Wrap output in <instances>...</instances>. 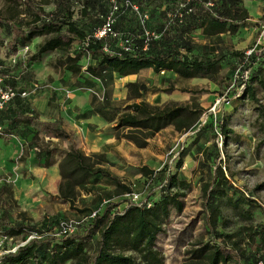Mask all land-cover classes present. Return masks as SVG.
<instances>
[{
	"label": "rangeland",
	"instance_id": "rangeland-1",
	"mask_svg": "<svg viewBox=\"0 0 264 264\" xmlns=\"http://www.w3.org/2000/svg\"><path fill=\"white\" fill-rule=\"evenodd\" d=\"M190 1L147 0L139 5L131 0H98L91 6L110 13L115 24L116 32L105 40L109 52L120 53L126 39L138 37L144 31L150 33V39L153 35L157 40L150 47L151 53L178 50L186 54L184 44L188 42L194 48L190 57L221 59L217 75L184 79L173 72L156 74L150 69L127 76L126 82L114 74L113 78H107L105 85L86 72L89 65H96L98 61L89 57L86 45L80 41H75L68 52H49L37 61L33 56L40 45L55 34L36 37L24 45L18 43L16 54L7 47L12 40L11 26L26 27L35 19L36 11L63 17L66 12L61 3L66 2L72 7L78 26L90 34L101 30L102 20L97 13L82 14L76 0H31L35 10L22 1L0 0V17L6 21L0 28V74L3 84L16 93L0 111V189L8 190L0 194V258L32 238L60 239L63 225H72L73 232L82 231L94 215L102 214L108 205H114L112 212L116 213L130 202L128 194H121L110 182L99 179L88 186L90 191L77 189L79 197L71 208L59 193L60 164L71 149L70 140L51 137L37 125L15 123L12 120L15 113L36 116L41 122L61 121L64 129L73 135L77 147L91 157L92 162L109 169L139 194L142 201H159L169 176L177 174L187 184L180 190L185 195L180 198L183 211L171 207L163 231L157 237L156 248L165 264H183L186 252L198 243H228L239 252H250L248 229L258 235V241L264 239V215L257 206L246 201L251 198L264 206V118L258 106L244 93L237 98L233 95L229 104L222 105L218 115H210L215 102L224 97L228 89L232 88L231 93L236 94L243 75L249 78V85L264 106V86L258 81L264 80V41L260 31L264 0H240L238 8L230 4L223 7L222 0L218 5L214 3L221 12H248L236 33L226 32L214 37L205 36L197 21L183 19L181 23ZM186 28L192 30L182 34ZM63 32L69 35L66 27ZM249 51L252 53L247 56ZM68 57L78 60L83 67L81 74L73 75L65 70ZM134 82L150 89L139 100L132 99L128 86ZM142 100L154 105L192 102L201 111L200 118L188 132L179 133L169 126L150 140L148 147L140 149L130 141L118 140L115 127L128 106ZM221 121L226 122L230 130L227 140L219 137ZM15 138L18 143L10 162L21 164L19 175L1 169ZM47 147L56 152L52 160L58 164L56 175H45L49 169L32 165V159L40 154L44 156ZM206 148L210 150L204 154ZM182 156L183 165L179 169L177 164ZM220 164L225 180L217 170ZM144 167L156 173L153 178L144 174ZM211 182L219 183V191L223 193L217 200L221 209L216 222L219 236L210 234L205 220L204 188ZM176 191L178 189L173 190ZM4 225L15 228L19 234L13 235L10 231L8 234ZM98 238L96 231L87 242L88 255L94 252ZM57 243L58 240L44 246L42 254ZM135 257L140 262L139 256ZM74 262L69 260L65 264ZM229 264L240 263L233 260Z\"/></svg>",
	"mask_w": 264,
	"mask_h": 264
},
{
	"label": "trees",
	"instance_id": "trees-1",
	"mask_svg": "<svg viewBox=\"0 0 264 264\" xmlns=\"http://www.w3.org/2000/svg\"><path fill=\"white\" fill-rule=\"evenodd\" d=\"M13 1L20 3L22 1L26 7L35 10L31 0ZM97 1L76 0L82 7V14L87 16L88 11L98 14L102 20V26L99 29H102L108 22L110 13H105L103 9L96 8V6H91ZM131 1L141 5L147 0ZM220 1L191 0L189 8L192 12L187 15L185 11L182 14L181 23H183V19L197 21L199 23L198 28L202 29L203 34L208 37L219 36L226 32L236 33L242 27V17L246 16L248 12L246 10L241 12H232L231 10L221 12L214 6V3L218 5ZM239 1L222 0V6L230 4L238 8ZM208 4H212L211 7H208ZM61 7L66 12L63 17H54L40 10L34 13L35 19L28 23L26 27L12 25V40L7 43L10 51L16 54L17 50L15 47L18 43L24 45L36 37L55 34L54 37L40 45L38 52L33 56V60L37 61L40 56L49 52H68L75 41H80L86 45L85 49L89 57L98 61L96 65H89L86 72L92 77L101 80L105 85L107 78H113L114 74L126 78L150 69L156 74L165 71L173 72L184 79L207 78L217 75L220 71L221 59L202 60L190 57L189 54L194 51V48L188 42L184 44L186 54H182L178 50L151 53L150 47L157 40L154 39L153 35L150 39V33H145L144 31H142L140 36L129 39L133 44L131 51L123 49L117 54L109 52L108 46L105 44L109 34L98 39L95 36L97 31L91 34L87 33L74 20L72 7L66 2H62ZM138 10L140 11L139 8ZM5 22L0 17V28ZM65 27L67 28L68 36L64 35L63 28ZM191 30L192 28L183 29L182 34H189ZM113 31L116 32L115 24H113ZM67 60L66 71L73 75L82 73L83 67L78 64V60L71 57H68ZM258 81L261 86H264L263 79ZM249 84L250 81L245 86L244 94L258 106V110L264 118V106L257 97L255 89ZM128 86L134 100L141 99L145 93L150 91L145 84L138 82L130 83ZM199 112L201 111H198L192 102H172L164 105H154L144 100L135 101L119 117L115 127L116 138L118 140L125 139L132 142L137 148L144 149L149 146L150 140L169 126H173L179 133L190 131L200 118ZM15 114L16 116L13 119L15 123H22L28 126L37 125L41 128V132L51 137L70 140L71 149L60 164L62 182L59 187V193L61 199L65 203H69L71 208L75 207V202L79 197L77 189L83 188L90 191L91 189H88V186L94 180H107L121 194L132 196L135 193L109 169L98 167L97 164L92 162V158L77 147L73 135L64 129L61 121L41 122L38 117L33 115ZM220 134L224 140H227L230 134L227 123L224 121L220 122ZM0 138H2L1 132ZM209 150V148H206L204 154L208 153ZM44 154L47 158V165H50L56 152L47 147L44 150ZM183 158L184 156L181 157L177 164L179 169L183 165ZM217 170L224 179L221 164ZM142 171L146 176H149L148 178H153L156 174L146 167ZM218 184L215 182L207 183L204 188V204L207 212L205 220L210 234L215 236H219L216 231V222L218 216L221 215L217 200L218 197L223 195L219 191ZM186 186L187 184L177 174L169 176L159 201L147 199L141 202V207H138L130 200L123 211L116 213L112 212L114 205H108L102 214L96 213L94 215L86 229L63 235L60 239H56L53 236L32 238L24 245L19 246L16 251H11L1 256L0 261L3 264H28L30 262L33 264H65L69 260L75 261L73 264H165L162 254L156 248L157 237L163 231V225L169 216L170 208L174 207L178 212L183 211L184 204L180 198L185 195L180 193V190L186 188ZM174 189H178V191L173 192ZM7 192L6 187H1L0 194ZM246 201L257 206L264 215L263 205L257 204L251 198ZM148 203L151 204L150 207H148ZM81 212L84 213L86 211ZM4 228L7 229V233L10 231L13 235L19 234V231L15 228L7 225H4ZM96 231L99 233V238L94 252L92 255H88L85 252L86 244ZM248 231L250 252H239L228 243L220 245L198 243L199 245L192 247L186 252V259L183 264H229L233 260L240 264H259L260 262L264 264V239L258 241V235L253 234L252 229H248ZM227 237L230 238L229 236ZM56 240H58V243L54 247L46 249L42 254L43 247L50 246ZM135 255L139 256L140 262H138Z\"/></svg>",
	"mask_w": 264,
	"mask_h": 264
},
{
	"label": "built area",
	"instance_id": "built-area-1",
	"mask_svg": "<svg viewBox=\"0 0 264 264\" xmlns=\"http://www.w3.org/2000/svg\"><path fill=\"white\" fill-rule=\"evenodd\" d=\"M212 4H208L207 6L208 7H211ZM136 10H138V8H136ZM192 12V10L189 8L188 10H186V14L189 15L190 13ZM262 28L260 29L261 31V38L263 39L264 41V19L262 20ZM114 35V31H113V19L110 17L108 22L106 23V25L101 29L99 30L97 33H96V37L98 39H101L107 35ZM132 41L129 40V39H126L125 40V43H124V50L125 51H131L132 50ZM252 53V51H249L248 52V55L247 56H250ZM237 79H239V77L237 76ZM123 82H126V78H122L121 79ZM249 81V78L248 77H245L244 75L242 76V79H241V82L239 83L240 87L239 89L236 90V94H232L231 93V89H228L226 94L224 95V97H221L219 98L214 106L212 107L211 109V114L210 115H218L221 110H222V105H224L226 102L229 104L230 101H231V97L234 95V98H237V97H240L243 95L244 91H245V86L247 85V82ZM237 82V81H236ZM233 83V85L235 86V83ZM16 96V93L15 91L10 88V87H7L3 84V78L0 74V111H2L5 106L11 102L14 97ZM2 128L0 127V132H1ZM221 134H219V137L222 138V136H220ZM130 197V200L135 204L137 205L138 207H141V197L139 194H136L134 193L132 196H129ZM151 204L148 203V207H150ZM62 235H66V234H69V233H73V226L72 225H63L62 226ZM1 238V236H0ZM24 245V244H23ZM18 248H16L15 250L13 251H16ZM11 252V251H9ZM0 264H1V261H0ZM259 264H263L262 262H260Z\"/></svg>",
	"mask_w": 264,
	"mask_h": 264
},
{
	"label": "crops",
	"instance_id": "crops-1",
	"mask_svg": "<svg viewBox=\"0 0 264 264\" xmlns=\"http://www.w3.org/2000/svg\"><path fill=\"white\" fill-rule=\"evenodd\" d=\"M68 72V71H67ZM69 73V72H68ZM71 74V73H70ZM133 76V75H132ZM136 76V75H135ZM11 106V105H10ZM15 116H16V114H15ZM14 116V117H15ZM14 117H13V119H14ZM12 119V120H13ZM40 130H41V128H40ZM165 130H167V129H165ZM165 130H163V131H161L160 133H163ZM0 141H2V138H0ZM18 143V139L17 138H15V141H14V145H13V147H10L8 150H7V154H6V160H5V162L3 163V165H2V167H1V169L3 170V171H6V172H8V173H19L20 171H21V164L20 163H17V164H15V163H11L10 162V159H11V157H10V155L11 154H15V152H14V150H13V148L16 146V144ZM1 155V154H0ZM43 155L44 156H42V154H40L37 158H33L32 160V165L34 166V167H39V168H43L44 170H47V169H49L48 170V172L47 173H45V175H56L57 174V166L56 165H58V164H56V162L55 163H52L51 162V164L50 165H47V158H46V155L43 153ZM53 160V159H52ZM19 175V174H18Z\"/></svg>",
	"mask_w": 264,
	"mask_h": 264
}]
</instances>
